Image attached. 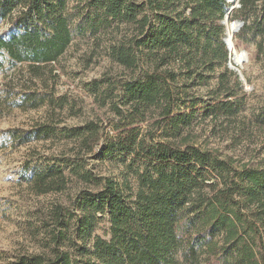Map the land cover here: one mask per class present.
<instances>
[{
  "label": "trees",
  "instance_id": "16d2710c",
  "mask_svg": "<svg viewBox=\"0 0 264 264\" xmlns=\"http://www.w3.org/2000/svg\"><path fill=\"white\" fill-rule=\"evenodd\" d=\"M239 5L229 18L244 22L234 39L254 44L264 61V0ZM228 7L226 0H0V28L6 22L10 27L0 30V71L24 64L40 76L75 37L97 38L124 25L133 34L111 45L108 54L142 75L88 85L116 116L113 133H102L94 122L66 128L64 136L78 150L32 168L28 183L37 195L60 193L69 182L66 171L94 190L77 193L65 213L55 205L43 253L20 254L7 264H264V164L240 165L216 149L189 143L182 135L189 120L174 113L187 101L194 106L195 96L186 99L189 89L204 86L211 77L205 74L228 61L221 25ZM224 81L219 78L209 91L210 101L241 89L238 79L235 87ZM37 93L24 94L25 104L38 107L44 99ZM238 104L220 101L208 110L233 116ZM155 111L160 139L153 130L132 127ZM254 124L264 130V109ZM7 133L25 142L53 136L56 127ZM95 147L101 157L128 160L134 189L127 179L119 184L86 169V155ZM104 218L108 239L95 235Z\"/></svg>",
  "mask_w": 264,
  "mask_h": 264
},
{
  "label": "rangeland",
  "instance_id": "374dc122",
  "mask_svg": "<svg viewBox=\"0 0 264 264\" xmlns=\"http://www.w3.org/2000/svg\"><path fill=\"white\" fill-rule=\"evenodd\" d=\"M5 28L10 30L7 22L0 30ZM131 29L121 25L101 32L97 38L75 37L57 62L40 70V76L32 75L24 64L0 71V264H7L20 254L43 253L48 233L53 229L51 212L55 205L62 206L65 213L77 193L94 190L93 184L82 182L65 171L69 177L67 189L37 195L29 187L28 179L32 168L43 166L48 160L73 156L78 150L77 142L64 136L66 128L94 122L102 127V133H113L116 116L108 104L100 105L88 85L104 78L124 81L142 76L139 70L124 69L108 54L111 45L133 34ZM233 43L239 62L238 52L246 53L245 62L238 67L244 78L241 89L234 88L235 95L231 98L219 93L214 95L217 102L209 100V91L219 78L223 77L224 82L235 87L238 77L227 61L217 65L213 73L205 74L211 77L204 80V86L189 89L186 99L195 96L194 106L187 101L174 113L189 120V125L182 130L189 143L216 149L240 165L261 166L264 164V130L254 124V116L264 109V61L257 57L254 44L247 46L234 38ZM146 69L147 64H144L142 70ZM33 92L44 99L38 107L24 102V94ZM220 101L230 105L239 102L238 112L227 116L221 111L208 110V105ZM157 115L158 111L148 113L132 127L137 126L141 132L153 130L154 137L160 139L162 130L154 127ZM41 124L54 125L55 135L31 136L22 142L7 133L11 129L31 131ZM85 160L86 169L95 177H111L119 184L127 179L134 189V177L125 167L128 160L101 157L98 147L87 154ZM95 235L109 238L107 218L98 224Z\"/></svg>",
  "mask_w": 264,
  "mask_h": 264
},
{
  "label": "water",
  "instance_id": "95a60500",
  "mask_svg": "<svg viewBox=\"0 0 264 264\" xmlns=\"http://www.w3.org/2000/svg\"><path fill=\"white\" fill-rule=\"evenodd\" d=\"M226 2L229 4V7L227 8V11L224 15L223 20L221 21V25H223L225 28V35L223 37L222 44L226 46V48L229 52L228 67L236 73V76L238 77L239 81L241 83H244L243 75L241 74L238 67L243 62H245L246 53L244 51H239L238 53L241 55V61L237 62L235 60L236 49L234 48V43H233V38H234L235 33H237L240 30V28L244 25V22L238 21V20L230 21V19H229L231 12L240 6L239 0H226ZM228 22H229L230 28L233 31L231 37L228 36L227 29H226V24Z\"/></svg>",
  "mask_w": 264,
  "mask_h": 264
},
{
  "label": "bare ground",
  "instance_id": "6f19581e",
  "mask_svg": "<svg viewBox=\"0 0 264 264\" xmlns=\"http://www.w3.org/2000/svg\"><path fill=\"white\" fill-rule=\"evenodd\" d=\"M227 25H228V24H226V29H227ZM232 32H233V31H232ZM227 33H228V30H227ZM231 36H232V35H231Z\"/></svg>",
  "mask_w": 264,
  "mask_h": 264
}]
</instances>
